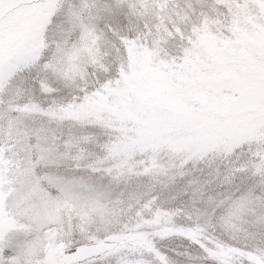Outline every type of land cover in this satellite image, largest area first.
<instances>
[{"label":"snow or ice","instance_id":"snow-or-ice-1","mask_svg":"<svg viewBox=\"0 0 264 264\" xmlns=\"http://www.w3.org/2000/svg\"><path fill=\"white\" fill-rule=\"evenodd\" d=\"M0 264H264V0H0Z\"/></svg>","mask_w":264,"mask_h":264}]
</instances>
